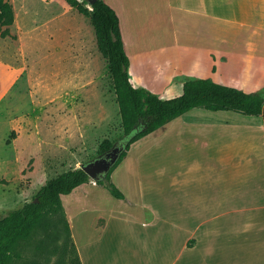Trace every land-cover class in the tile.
<instances>
[{
  "label": "crops",
  "instance_id": "0c3cea01",
  "mask_svg": "<svg viewBox=\"0 0 264 264\" xmlns=\"http://www.w3.org/2000/svg\"><path fill=\"white\" fill-rule=\"evenodd\" d=\"M103 1L118 16L129 67L134 65L132 74L143 76L136 87L162 99H169L161 95L166 89L179 96L186 78L202 79L184 67L172 73L156 65L155 69L147 67L166 60H151L152 55H164L166 51L172 50L179 57V51L199 50L212 64L218 58L223 66L248 64L253 73L254 66L263 65L264 71V0ZM140 8L143 14L137 16L135 12ZM161 17L167 29L159 25ZM149 24L151 28L144 31L151 36H142ZM207 62L204 60L207 71L215 72ZM223 70L219 80L208 79L232 87L222 76ZM252 79H237L239 90L259 94ZM110 179L124 199H116L119 204L115 202L107 210L106 225L114 221L141 226L140 231L145 227L154 244L153 256L159 259L150 264H264L261 116L193 108L131 144ZM89 182L95 187V182ZM86 184L70 193L79 189L68 207L74 211L91 197L89 207L81 211L97 213L96 192L81 188ZM63 197L71 239L83 264L81 248L89 243L78 241ZM122 203L129 205L131 213L121 207ZM134 242L123 251L144 256L146 251Z\"/></svg>",
  "mask_w": 264,
  "mask_h": 264
},
{
  "label": "rangeland",
  "instance_id": "374dc122",
  "mask_svg": "<svg viewBox=\"0 0 264 264\" xmlns=\"http://www.w3.org/2000/svg\"><path fill=\"white\" fill-rule=\"evenodd\" d=\"M8 1L14 11L10 32L16 38L0 37V218L30 202L46 180L95 159L102 140L114 141L122 134L108 59L98 50L90 18L71 4L77 1L87 7L86 2ZM135 13L139 16L143 9ZM163 19L161 17V24L158 18L154 20L167 29ZM150 24L144 27L142 36H151L144 31L151 28ZM2 30L0 27V32ZM179 53V57L172 50L164 55H152L151 60L163 57L166 60L147 67L156 65L168 73L184 67L195 71L196 77H216V80L224 69L222 76L228 78L230 86L239 89L237 79L246 78L252 82L254 77V89L264 96L263 65L254 66L255 71L251 73L248 64L223 66L218 58L213 64L207 62L199 50ZM204 60L212 64L215 72L207 71ZM132 71L134 65L128 72L131 83L137 86L143 76L134 75ZM188 79L191 78L186 81ZM173 92L166 89L161 95L176 97ZM81 188L96 192L97 213L81 211L82 207H89L91 197L84 202L79 198L81 203L74 211L70 210L68 205H72L79 189L72 195H63V203L67 205L78 241L89 243L81 248L83 264L154 263V244L145 227L140 231L141 226L114 221L106 225L107 210L115 202L119 204L118 199L112 197L104 185L93 187L88 182ZM73 204L75 206L76 202ZM122 204L121 207L129 212V205ZM104 228L106 232L102 231ZM130 238H137V241ZM67 240V228L60 213L49 212L32 240L17 249L20 259L14 264H71L70 245L63 253ZM133 242L146 251L144 256L123 251V247Z\"/></svg>",
  "mask_w": 264,
  "mask_h": 264
},
{
  "label": "trees",
  "instance_id": "16d2710c",
  "mask_svg": "<svg viewBox=\"0 0 264 264\" xmlns=\"http://www.w3.org/2000/svg\"><path fill=\"white\" fill-rule=\"evenodd\" d=\"M71 4L80 13L90 18L95 30L98 50L108 59L109 71L113 79L122 134L114 141L107 138L102 140L97 151L98 155L103 154L116 141L123 145L124 150L104 181L96 184L104 185L115 199L123 200L124 195L111 182L110 176L126 155L130 145L193 108L261 116L264 125V96L248 94L210 79L185 81L182 85V93L169 99H162L145 88L134 86L128 75L129 58L124 49L119 19L115 11L103 0H96L91 8L77 1H71ZM13 22L12 4L8 0H0V27L3 28L0 37L16 38L10 32ZM89 181H91L90 178L80 168L67 170L46 180L30 202L2 216L0 218V264H14L17 259H20V255L16 253L17 249L32 240L34 232L49 212L60 213V218L66 225L68 240L64 245L63 253L70 245L73 254L69 260L70 263L81 264L71 235L69 238L70 230L61 196L69 195L76 187Z\"/></svg>",
  "mask_w": 264,
  "mask_h": 264
},
{
  "label": "water",
  "instance_id": "95a60500",
  "mask_svg": "<svg viewBox=\"0 0 264 264\" xmlns=\"http://www.w3.org/2000/svg\"><path fill=\"white\" fill-rule=\"evenodd\" d=\"M84 1L86 2L87 8H91L96 0ZM123 150V145L119 141H116L108 151L98 155L93 160L80 164L79 168L83 170L93 182H102L120 158ZM35 202H37V200H35Z\"/></svg>",
  "mask_w": 264,
  "mask_h": 264
},
{
  "label": "bare ground",
  "instance_id": "6f19581e",
  "mask_svg": "<svg viewBox=\"0 0 264 264\" xmlns=\"http://www.w3.org/2000/svg\"><path fill=\"white\" fill-rule=\"evenodd\" d=\"M120 18V17H119ZM123 18V17H122ZM123 36H124V34H123ZM126 39V38H125ZM128 41V40H127ZM128 44H130L129 42H128ZM128 48H130V47H128Z\"/></svg>",
  "mask_w": 264,
  "mask_h": 264
}]
</instances>
